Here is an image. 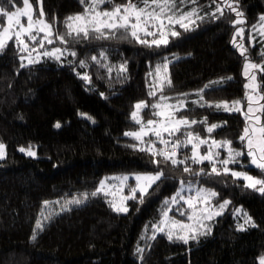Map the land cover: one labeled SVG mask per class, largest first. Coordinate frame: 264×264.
Returning a JSON list of instances; mask_svg holds the SVG:
<instances>
[{
  "label": "trees",
  "instance_id": "1",
  "mask_svg": "<svg viewBox=\"0 0 264 264\" xmlns=\"http://www.w3.org/2000/svg\"><path fill=\"white\" fill-rule=\"evenodd\" d=\"M26 2L51 27L46 40L38 37L42 50L64 54L27 64L31 53L16 38L0 48V143L7 147L0 160V264H260L264 191L233 172L264 183V170L238 155L248 150L252 104L245 68L264 62L256 33L264 0H0V32ZM160 3L168 4L167 16L194 15L189 24L172 25L166 44L154 42L155 31L136 33L131 25L70 28L75 16L158 11ZM35 40L32 33L24 41ZM160 69L166 72L159 80ZM257 72L264 126V70ZM163 98L185 101L177 115L186 127L143 142L127 136L141 127L132 117L136 104H147L148 122ZM85 110L100 121L85 118ZM206 139L227 143L234 161L223 147L215 160L201 159L206 147L195 141ZM20 147H36L38 157ZM132 173L161 178L121 213L98 188L105 177ZM187 186L211 193V211L202 228L179 235L166 224L194 219L195 207L178 199ZM76 196L87 202L59 214L44 207ZM239 209L251 217L249 226L238 223Z\"/></svg>",
  "mask_w": 264,
  "mask_h": 264
},
{
  "label": "rangeland",
  "instance_id": "2",
  "mask_svg": "<svg viewBox=\"0 0 264 264\" xmlns=\"http://www.w3.org/2000/svg\"><path fill=\"white\" fill-rule=\"evenodd\" d=\"M167 6L168 4L160 3L158 5V11H154V9L151 8L146 11H136L133 7H125L109 13L94 12L86 16L79 15L71 18L70 28L73 31H83L92 26L101 28L107 26L114 27L122 24L131 25L136 33L149 34L155 31L159 34V37H155L154 42L166 44L168 42V33L173 31V24L181 23L185 25L194 20L193 13H186L179 17L173 15L167 16L165 14L169 10L167 9ZM241 21L242 18H239L238 22ZM152 25H155L154 29L150 28ZM32 33L36 35L35 45L24 41L27 36H32ZM256 33L259 40L264 45V17L262 18L259 26H257ZM40 34L41 40H46L51 35V27L43 18L38 17L37 13H35V7L30 2H26L24 6L18 8L16 12L8 15L7 23L0 32V48H2L12 38H16L18 44L22 46L25 51L28 50V52L31 53V55H26L23 58L27 64L32 63L34 58L38 55L41 57L47 56L50 53L51 55L61 53L64 54V51L61 50L54 52L53 49H45L43 51L42 45L37 43ZM254 39L255 36H252L251 42L253 43V46L255 45ZM262 63L259 65L256 63H249L247 68H245V75L248 78V98L252 104L249 106V112L246 114L249 122V126L247 127L245 134L248 150L244 153H238V155H248L250 157L251 166L264 170V126L260 123V115L257 111L262 107V104H257L259 96L255 94L257 89V71L264 70V65ZM165 72L166 70H159V80L165 77ZM157 106V117L149 120L148 122H144L143 111L146 109L147 104L137 103L135 110L132 113V117L141 125V127L137 131L127 132V136L134 137L143 142L144 138L150 135L164 134L169 131L179 130L182 127H186L188 124V120L186 118H180L177 115L178 111L185 109V101L178 100L176 102H172L163 98ZM235 108L236 107L234 105L231 111ZM239 109L240 108L237 110ZM82 115L94 123H98L100 121L94 112L85 110ZM190 141L193 144L192 138H190ZM195 144L199 148L202 146L206 147V153H201L200 155L201 159L204 157L211 161L215 160L216 154L222 153L221 147L226 150V155L231 158L229 160V162L231 161L230 163H232L235 159L234 153L227 143L224 145L218 140L214 141L206 139L199 140L198 143L195 141ZM198 147L195 148L196 154L198 153ZM19 152L28 157H38L36 147H20ZM6 157L7 147L5 144L0 143V160L5 159ZM229 162L225 160L222 163L227 166ZM233 174L236 178L244 180L249 186L257 187L260 191H264V183L259 177L242 171L233 172ZM160 178L161 175L158 173L112 175L105 177L101 181L98 190L109 196V200L113 202L114 207L119 212L127 213L129 210L128 201L131 200L137 193L146 194ZM87 199L88 198L86 196H76L74 198L69 197L67 201L57 202L56 206L54 203L47 201L45 202L44 207L52 208L54 209V214H59L62 213L63 210L69 209L71 206H78L86 203ZM178 199L180 201H184L187 205L195 207L190 211L192 214L191 217L194 219H190L188 221L173 220L171 225L168 223L166 225L170 227L172 226V229L177 231L179 235H182V233L187 230L190 233H193L196 232L198 228H202L205 221L204 219L209 218L207 217V214H210L211 211L209 210V207L211 206V193L208 191H196L193 186H187L181 189ZM238 215V223H240L242 227H247L250 225V222H252L251 217L246 211L239 209ZM259 263L264 264V255L259 257Z\"/></svg>",
  "mask_w": 264,
  "mask_h": 264
}]
</instances>
